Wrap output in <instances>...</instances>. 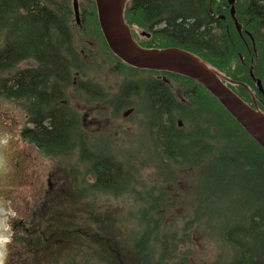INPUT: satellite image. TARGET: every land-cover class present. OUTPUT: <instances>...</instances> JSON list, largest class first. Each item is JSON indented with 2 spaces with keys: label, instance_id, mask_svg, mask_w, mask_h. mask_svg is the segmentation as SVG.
Here are the masks:
<instances>
[{
  "label": "trees",
  "instance_id": "trees-1",
  "mask_svg": "<svg viewBox=\"0 0 264 264\" xmlns=\"http://www.w3.org/2000/svg\"><path fill=\"white\" fill-rule=\"evenodd\" d=\"M201 1L197 5L183 0L184 12L194 13L198 6L208 9L210 0ZM222 1L226 0H214L213 9ZM93 5L101 43L120 62L121 66L115 70L124 74V82L146 71L126 64L112 53L99 27L95 2ZM246 10L245 25L253 36L257 55L249 36L245 49L242 44L231 41L242 36L227 14L225 21L231 29L221 38L229 39L230 43H217L220 37L216 36L213 54L203 57L226 76L247 83L261 99L258 104L264 110V97L250 73L252 68L264 87V0H252ZM73 17L71 0H0V101L11 104L4 109L5 113L1 111L0 121L6 131L21 140L26 150H37L24 191L16 186L0 194L9 209L10 239L6 244L5 264L20 257L23 264L185 263L186 257L178 259V254L191 253L189 242L193 240L189 239L195 229L202 239L215 234L212 219L230 208L224 203L237 204L234 207L237 212L222 214L225 224L217 233L231 252L221 253L210 264H264V149L204 86L187 78L200 87L197 101L183 102L177 110L160 111L148 106L145 112L144 126L148 127L155 145L143 157V165L159 170L152 175L162 176V170L167 169L168 176L175 177L163 179L162 183L188 181L193 187L182 191L181 196L170 194L166 187L151 188L150 182L139 179L137 170L127 172L138 166L137 152L131 155L126 149L119 153V144L107 133L85 132L81 123L74 122L72 111H62L61 106L67 109V104L61 105L58 99L50 104L48 90H62L60 83L70 80L76 71L82 76L87 71L72 39L69 26ZM181 32L197 39L195 31L185 26ZM121 86L125 90L129 87L128 83ZM236 87L242 90V96L252 99L243 86ZM35 92H43V98H36ZM21 98L25 101L22 120L15 106ZM140 112L136 107L135 113ZM6 114L11 116V124ZM35 116H47L51 121L26 125ZM65 157H75L77 162L62 167L61 158ZM45 159L56 160L51 171L52 189L50 185L43 186L39 174L40 163ZM19 183L22 185L21 179ZM32 184L39 186L32 188ZM137 186L147 189L148 194L155 190L160 193L154 200L151 199L154 196L139 198L135 194L139 192ZM131 189H134L132 193ZM124 192L134 195L136 202L148 201L139 209L142 228L138 229L140 236L134 235L135 240L131 239V260L122 255L121 245L125 244L122 238L116 241L104 231L108 229H101L105 227V220L98 210L102 197H113L116 200L113 206L117 207L121 197L118 195ZM81 193L90 200L82 202ZM183 198L194 204L192 216L182 206L178 207L181 204L175 203ZM155 200H160V204L156 205ZM163 202L168 205L167 211ZM173 207L179 211L172 212ZM128 214L132 221L133 205L129 206ZM167 216L168 224L164 221ZM178 221H185L183 228L178 226ZM255 249L261 250L262 259H257Z\"/></svg>",
  "mask_w": 264,
  "mask_h": 264
},
{
  "label": "flooded vegetation",
  "instance_id": "flooded-vegetation-1",
  "mask_svg": "<svg viewBox=\"0 0 264 264\" xmlns=\"http://www.w3.org/2000/svg\"><path fill=\"white\" fill-rule=\"evenodd\" d=\"M197 5L202 4L201 0H191ZM226 1L217 4V9H210V2L208 9L198 8L194 13H187L183 10V0H127L125 8V18L128 23L134 39L143 47L147 48H170L177 47L191 51L203 59V55H212L214 51L215 37H220L217 43H230L229 39L221 38L224 34H228L231 25L226 22V17L221 18L222 15H230V5ZM81 23H78L75 17L74 0H71V7L73 11V20L70 24L72 39L75 46H77L80 53V60L82 66L87 69L86 73L82 76L78 71L67 82L60 83L62 90L51 89L46 92L47 99L50 104L58 99L61 105H68L69 107L63 108L62 111H72L75 117L74 122L81 123L85 132L98 133L99 135L106 133L101 126L103 111H107L116 118H124L129 124L133 125L136 107L142 113L141 106L145 109L150 106L153 110H177L182 107L183 102L189 103L197 101L200 95V87L193 84L188 80V77L169 71L159 70H146L136 76L132 75L128 78L127 82H121V85L128 83V88L125 90L121 86L117 88L103 86L100 77L96 73L94 62L101 59L105 62H111V68L115 70L116 67L121 66L120 62L114 60L110 56L101 43L98 31L96 30L93 2L95 0H77ZM252 0H236V15L242 23V38L240 40H231L234 44H242V49L248 45L247 36H249L248 29L245 25L247 19V3ZM242 5V7H241ZM96 6V3H95ZM201 13V14H200ZM97 14V7H96ZM183 16L185 19H183ZM231 17V15H230ZM232 19V18H231ZM98 20V17H97ZM221 20L225 21L222 22ZM233 26L236 29L232 19ZM99 24V22H98ZM185 26L187 29L195 31V38L187 37L181 30ZM100 27V25H99ZM237 30V29H236ZM104 37V36H103ZM200 37V38H199ZM250 37V36H249ZM105 39V38H104ZM252 40V39H251ZM106 41V40H105ZM196 46L202 49H195ZM216 51V49H215ZM105 52L106 54H103ZM109 56H108V55ZM91 70L93 72H91ZM90 74L91 77L88 76ZM191 79V78H189ZM193 80V79H191ZM196 82L195 80H193ZM198 83V82H196ZM200 84V83H198ZM227 84L248 103H253V99H249L246 95L242 96V90L238 89L237 84L227 82ZM36 98L44 96L42 93H37ZM250 94V93H249ZM257 102L261 100L259 96L253 93ZM251 98L252 95L250 94ZM105 100V104L103 103ZM25 101L21 98L16 103L17 109L23 113V105ZM146 113H142L140 123L131 131L135 133L143 126ZM28 116L25 115V118ZM51 119L47 116H35L32 122H27L26 125L37 126L38 124L50 123ZM123 120L121 125L123 129L127 130L126 133H131L129 130L130 125H127ZM125 132V131H124ZM130 138V135H129ZM119 146V153H124L126 149L130 150L131 155L142 154V150H136L134 140L130 139L128 145L116 141ZM122 156V155H121ZM29 161V160H28ZM129 171H136L132 168ZM187 188H179L176 192L172 193L174 196L184 195L182 191L193 187L191 184L186 185ZM166 193L163 194V196ZM156 205L160 200H155ZM181 200H177L176 204H181ZM169 264V263H167ZM170 264H183V263H170Z\"/></svg>",
  "mask_w": 264,
  "mask_h": 264
},
{
  "label": "rangeland",
  "instance_id": "rangeland-1",
  "mask_svg": "<svg viewBox=\"0 0 264 264\" xmlns=\"http://www.w3.org/2000/svg\"><path fill=\"white\" fill-rule=\"evenodd\" d=\"M95 67H96V73L97 75L100 77L101 79V83L103 86L107 85L109 87H112V89L115 87L117 88L119 86V88L121 87V82L124 79V74L121 73L118 70H113L111 68V62H105L104 60H97L96 62H94ZM93 72V71H92ZM1 106H0V117H3V114L1 115V111L3 113L5 108H9L11 106V104H8L7 101H0ZM142 109V113L146 112V109L144 107L141 106ZM142 113H139V115H134V123L135 125H138L140 123V120L142 119ZM8 116L7 122L9 124H11V116L6 114ZM5 115V116H6ZM19 117L22 120L23 118V113H21L19 111ZM4 120H6V118L4 117ZM124 121L127 125H130V128L128 131H132L134 127L131 124H129L126 120H124V118L120 117V118H116L114 117L112 114L108 113L107 111H103V116H102V120H101V126L102 128H104L105 132L108 134V137L111 139H114L116 141H119L121 143H124L125 145H128L129 140L132 139L135 142H137L135 144L136 150L141 149L142 152V157L141 155L138 156V160H137V164L138 166L136 167L135 170H137L139 172V179L140 180H146L147 182H150L149 186H151V188H163L166 187L168 188V191H170L169 193L172 194L174 192H172V190H170L171 188H186L187 182H185V180H181V182H177L175 183H162L161 180H173L175 179V177L172 178V176H168L170 175V171L167 169H163V173L162 176H155L152 175L153 173L158 172L159 170L152 165H148L145 166L143 165L144 162V158L147 157L146 153H149V151L151 149L154 148L155 143L153 142V138L150 135V132L148 130L147 126H139L140 129L138 131H136L135 133H126L127 130L123 129L122 127H119L121 125V121ZM1 122V121H0ZM142 123H146V119L144 118V120L142 121ZM19 125V124H18ZM127 125H124V128H126ZM125 131V132H124ZM130 135V138H129ZM11 143L17 153L16 158L13 162V165L10 169V172L8 174L7 179H12L10 184H5V185H1L0 184V192L1 191H5V189H10L12 187H16L18 188L21 192H23L25 189V185L29 180L30 177V173L32 171L33 167V156L35 153L31 154V150L29 149V151H26L24 149V146L21 143V140L19 138L16 137V135L13 136ZM264 149V148H263ZM124 156V155H123ZM144 157V158H143ZM143 159V161H142ZM29 160V163H27ZM58 160V159H57ZM147 160H149L147 158ZM74 162H77L75 160V157L72 159L70 157H65V158H61V162L60 165L62 167H66ZM27 163V165H26ZM56 163V160H43L40 163L39 166V174L42 177V180L44 182L45 187H48L50 185V189L53 188V184H52V175L51 171L54 169V165ZM25 165V166H24ZM21 170V171H18ZM161 173V172H160ZM83 176H80V179H82ZM195 177H193L191 179V182L193 183ZM21 179V181L23 182L22 185L19 183V180ZM90 180V179H89ZM61 181V180H60ZM2 182V178L0 179V183ZM156 182V183H155ZM80 187L83 186V184H79ZM145 185V184H144ZM33 187H38V184H32L30 185ZM139 186H137V190H139V192H135L137 197H153V196H157L160 192H157L156 190L153 191L152 194H148L147 193V189H141ZM132 191L130 193H132L134 191V189H131ZM130 193H123L120 194L118 196H121L119 198L120 200V204L116 206H113L116 204V200H114L113 197H102L101 195L99 196V198H101V203H99V209L100 213H101V217L103 220H105V227L101 226V229L104 230L108 229L109 231H106V234H109L110 237H113L114 240H118L119 237L122 238L123 242L125 244L121 245L123 247L122 250V255L127 259V260H131L133 259L130 252L131 249L133 248V243L131 241V239H133V241L135 240V238L133 237L134 235L136 236H140V232L139 230L142 228V226L139 225V223L141 222V214L139 213V209L141 206H144L145 203H148V201L143 202V201H135L134 199V195L132 196V194ZM183 193V192H182ZM193 196V193L190 197H188V200L191 199V197ZM80 197L82 199V202H88V200H90V198L88 196H84V194H80ZM187 199H182L180 201L181 205H178V207L182 206L184 209H182L183 211H188L190 216H192V212L191 210L194 207V204L192 202H189ZM2 202V200H1ZM164 204L166 202H163ZM160 204V203H159ZM225 205L230 206V208L228 210L222 211L217 217H215V219H212V229L213 232L215 234L209 235L210 237H206V239H202L201 236L199 235L197 229H195L193 231V234L191 235V238L189 240H193V243H190V247L191 249H189L191 251L190 254H186L184 252L178 254L177 258L179 259L181 256L182 258L186 257V261L185 264H210L213 260H215L217 258V256H219L221 253H224L225 255H228L229 252H231V248H229L228 245L224 246L222 241L223 239L217 235V233L220 231V226H223L225 224V221L222 218V214H226V215H232L235 212H237V208H234L237 206V204L235 203H224ZM133 205V214L134 217H132V221L129 220V214H128V209L129 206ZM167 207L168 205L165 204V211H167ZM179 209L177 207H173V209H171L172 212L176 213ZM148 214V212H146ZM100 215V214H99ZM221 217V218H220ZM217 218H220L216 221ZM164 221L168 224V216L164 219ZM185 225V221H178V226L183 228ZM177 228V227H176ZM139 229V230H138ZM9 232H10V225L7 222V232H4V236H5V258H4V263H6V258H7V248H6V244L10 239L9 236ZM122 240H121V244H122ZM242 242V240H241ZM10 250V247L8 249V251ZM184 253V254H183ZM255 254L257 259H262V254H261V250L260 249H255ZM174 262V261H173ZM23 264L22 263V258L20 257L18 259V261H16V259L14 261L11 262V264ZM169 264L172 262H168ZM257 264V263H255Z\"/></svg>",
  "mask_w": 264,
  "mask_h": 264
},
{
  "label": "water",
  "instance_id": "water-1",
  "mask_svg": "<svg viewBox=\"0 0 264 264\" xmlns=\"http://www.w3.org/2000/svg\"><path fill=\"white\" fill-rule=\"evenodd\" d=\"M95 2L101 31L110 50L117 57L134 68L169 71L194 79L213 94L242 128L264 148V112L259 108L256 98L252 94L254 105H251L227 84V82L238 84L252 92L246 83L223 75L213 65L191 51L177 47L158 49L141 46L134 39L124 17L127 0H95ZM212 2L213 0H210L211 11H213ZM235 2L236 0H228L230 15L237 31L242 36V24L236 16ZM74 9L76 20L81 23L77 0H74ZM221 18H225V15H222ZM249 35L253 40V36L250 33ZM253 44L257 55L254 41ZM250 73L258 90L264 96L261 79L255 77L252 68ZM13 136L14 134L6 131V127L0 122V179L2 178L0 184L8 182L10 184L12 180L7 177L17 155L11 143ZM1 200L0 197V234L7 232L5 216L9 211Z\"/></svg>",
  "mask_w": 264,
  "mask_h": 264
},
{
  "label": "bare ground",
  "instance_id": "bare-ground-1",
  "mask_svg": "<svg viewBox=\"0 0 264 264\" xmlns=\"http://www.w3.org/2000/svg\"><path fill=\"white\" fill-rule=\"evenodd\" d=\"M4 232H1L0 234V264L4 263V258H5V236H4Z\"/></svg>",
  "mask_w": 264,
  "mask_h": 264
}]
</instances>
